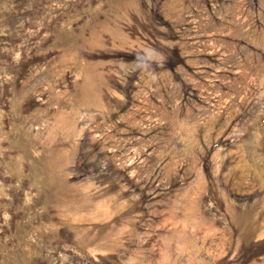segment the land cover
Listing matches in <instances>:
<instances>
[{
  "label": "rangeland",
  "instance_id": "1",
  "mask_svg": "<svg viewBox=\"0 0 264 264\" xmlns=\"http://www.w3.org/2000/svg\"><path fill=\"white\" fill-rule=\"evenodd\" d=\"M0 264H264V0H0Z\"/></svg>",
  "mask_w": 264,
  "mask_h": 264
}]
</instances>
